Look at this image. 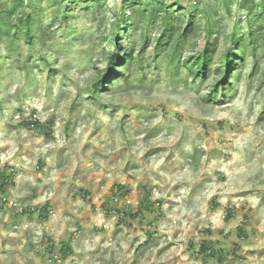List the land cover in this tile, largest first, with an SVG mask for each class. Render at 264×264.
Here are the masks:
<instances>
[{
	"label": "rangeland",
	"instance_id": "obj_1",
	"mask_svg": "<svg viewBox=\"0 0 264 264\" xmlns=\"http://www.w3.org/2000/svg\"><path fill=\"white\" fill-rule=\"evenodd\" d=\"M165 8L192 18L171 47ZM0 12L29 15L32 33L0 36V264H264V0H0ZM210 30L217 50L194 81L183 58ZM232 34L239 58L210 98ZM127 40L137 60L102 88ZM35 120L43 131L24 125Z\"/></svg>",
	"mask_w": 264,
	"mask_h": 264
},
{
	"label": "trees",
	"instance_id": "obj_2",
	"mask_svg": "<svg viewBox=\"0 0 264 264\" xmlns=\"http://www.w3.org/2000/svg\"><path fill=\"white\" fill-rule=\"evenodd\" d=\"M105 2V0H104ZM131 4V3H130ZM127 7H122V12H125ZM168 8L163 11V22L164 27L162 28V32L160 34V38L164 37L166 32L169 33V41H167V47L172 46V42L176 39L177 41L186 38L190 33H192V18L188 17L186 20L185 26H181L180 23L176 22L174 19L168 15ZM152 15V14H151ZM6 19V22L3 23V20ZM255 22L256 19H254ZM125 21V18L123 19ZM31 20L29 15L21 16L19 19H13L11 14L0 12V36L3 33V30L13 31V34H18L19 32L23 33L28 40L32 39L31 33ZM178 24V25H177ZM129 26V25H128ZM127 26V28H128ZM126 28V27H125ZM126 28V29H127ZM261 28V27H260ZM260 30V29H259ZM262 30V29H261ZM255 32L252 27L248 30V38L249 45L254 47V34ZM128 33V32H127ZM214 33L210 30L206 37L205 41L202 44L198 53L194 56H188L183 58V66L187 69L189 74L192 76L194 81H204L207 78V74L209 71V67L212 63L213 55L217 50L218 38L213 36ZM128 36V34H127ZM116 41L117 39L114 37L112 39ZM160 40V39H158ZM128 41V40H127ZM146 38L143 40V44L145 43ZM131 49L126 50L122 47L116 48V50L107 57V66L103 76L99 80V86L105 88L111 82H115L116 80L122 79L124 77L123 67H130L132 63H134L137 59L134 58L133 54L135 51V45L128 41ZM242 44L241 39H237L234 34L231 35L229 42L223 51L222 58L217 67V79L214 81L211 87V93L209 97L212 98L218 92V89L227 84V80L229 75L234 70V60L239 58L240 55V45ZM177 48V45L174 49ZM139 61V60H138ZM25 126L32 127L34 130L41 132V125L38 121H34L31 123H25ZM43 131V130H42ZM48 131L45 132V136H48ZM11 174L5 170L0 169V191L8 185ZM144 209H149L147 204L144 205ZM138 212V211H136ZM60 252L65 257L71 252L70 245H64ZM199 253L203 256H212V252L206 243H202L199 249ZM54 260V259H53Z\"/></svg>",
	"mask_w": 264,
	"mask_h": 264
},
{
	"label": "built area",
	"instance_id": "obj_3",
	"mask_svg": "<svg viewBox=\"0 0 264 264\" xmlns=\"http://www.w3.org/2000/svg\"><path fill=\"white\" fill-rule=\"evenodd\" d=\"M56 260V259H55ZM57 261H59V260H57Z\"/></svg>",
	"mask_w": 264,
	"mask_h": 264
}]
</instances>
